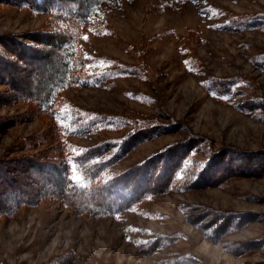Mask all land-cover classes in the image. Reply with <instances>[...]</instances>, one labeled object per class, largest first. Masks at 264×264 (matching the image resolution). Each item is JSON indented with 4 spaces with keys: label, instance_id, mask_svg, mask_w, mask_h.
Returning <instances> with one entry per match:
<instances>
[{
    "label": "rangeland",
    "instance_id": "rangeland-1",
    "mask_svg": "<svg viewBox=\"0 0 264 264\" xmlns=\"http://www.w3.org/2000/svg\"><path fill=\"white\" fill-rule=\"evenodd\" d=\"M259 15L264 0H108L83 27L84 52L108 73L115 61L144 70L67 92L66 101L87 118L149 119L166 132L132 148L102 181L135 171L168 147L193 141L198 148L178 168L172 189L117 216L83 217L45 200L0 218V264H264V25L244 23ZM50 18L0 4V36L43 31ZM232 20L241 31L226 28ZM56 63L52 57L49 65L14 72L15 84L36 89ZM223 80L230 89H206ZM6 92L0 84V95ZM33 110L0 103V159L21 161L0 169V190L10 184L35 193L47 186V165L41 179L29 166L51 148L42 138L52 125ZM125 131L62 139L82 149L120 140ZM233 151L247 168L229 167L210 185L213 160L229 152L233 161Z\"/></svg>",
    "mask_w": 264,
    "mask_h": 264
},
{
    "label": "trees",
    "instance_id": "trees-1",
    "mask_svg": "<svg viewBox=\"0 0 264 264\" xmlns=\"http://www.w3.org/2000/svg\"><path fill=\"white\" fill-rule=\"evenodd\" d=\"M107 1L0 0V4L30 8L51 16L43 31L0 36V84L8 87V92L0 95V103L28 104L37 117L47 119L52 125V131L42 138L51 144V148L47 154H40L44 158L29 166L31 169L34 167L35 172H38L36 177L41 179L40 173H44V165H47L49 173L44 175L49 178L47 186H39L35 193L28 192L24 186L11 187L9 184L2 188L0 196H5V200H0V218H9L23 207H35L45 200L60 203L83 217L117 216L147 198L161 196L172 189L178 168L190 157L189 153L198 148V142L193 141L178 145L177 148L168 147L148 162L138 165L135 171L102 181L105 171L125 158L132 148L159 138L166 132L164 125L149 119L134 122L128 118L107 119L100 115H88L87 118L75 112L66 101L67 92L95 89L111 78H135L144 70L142 64L132 66L115 61L110 63L115 69L109 70L114 72L108 73L100 70V61L84 52L81 46L83 27L94 22ZM244 23L250 25L248 29H256L264 25V15L248 18ZM226 28L240 30L233 20L228 22ZM52 57L57 63L51 72L41 74L40 86L31 91L18 88L15 84L17 72L29 69L36 62L49 65ZM7 68L12 71L8 73ZM206 89L209 92L226 91L230 89L229 81H212ZM116 129L126 130L120 140L106 141L96 147L74 149L62 139L83 138L97 131L112 133ZM220 156L213 160L215 180H210V185L229 167L233 170L247 168V159H243L237 151H233V161L229 159V152L221 153ZM8 162L21 161L0 159V169H4ZM3 179L0 177V180ZM189 181L193 184L198 182L195 179ZM3 201L7 205H3Z\"/></svg>",
    "mask_w": 264,
    "mask_h": 264
}]
</instances>
